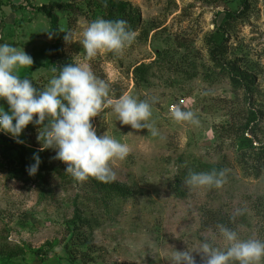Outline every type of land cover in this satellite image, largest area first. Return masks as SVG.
Here are the masks:
<instances>
[{
  "label": "rangeland",
  "instance_id": "374dc122",
  "mask_svg": "<svg viewBox=\"0 0 264 264\" xmlns=\"http://www.w3.org/2000/svg\"><path fill=\"white\" fill-rule=\"evenodd\" d=\"M22 1L17 24L4 36L5 42L24 49L34 60L33 66L20 70L22 78L44 89L62 66L88 63L98 78L109 83L111 98L127 93L155 101L150 122L159 135L122 125L110 108L95 117L98 135L107 132L130 147L127 158L113 165L115 181L126 191L111 198L106 208L85 204L82 208L90 224L79 229L70 222L75 198L84 195L83 185L43 170L38 127L29 124L20 137L29 148L28 167L35 162L34 154L42 161L34 176L21 168L16 153L9 152L8 139L16 140L0 132V264H169L176 250L187 248L202 264L195 252L202 237L224 244L218 224L207 223L217 217L229 219L221 225L237 231L241 239L263 241L264 213L258 214L252 205L264 197V170L257 177L238 166L236 135L228 129L244 125L251 109L264 111V0H247L245 18L224 34L227 54L222 60L238 62L244 73L255 78L257 92L252 97L245 88H234L228 74L209 59L208 39L225 18L224 4L125 0L141 12L142 26L122 54L103 53L89 61L78 42L64 39L55 65L48 66L55 40L49 39L50 20L38 7L65 4L57 11L61 33L65 37L66 31H72L77 39L102 14L90 7L89 0ZM242 4L243 0H233L231 10L242 11ZM172 104L192 111L199 123L175 121ZM0 107L7 111L9 106L0 100ZM259 124L262 130L254 137L255 145L264 144V118ZM34 142L37 146L30 145ZM204 163L225 165L222 187L185 184L180 197L174 188L177 176L185 181L190 170ZM50 164L67 167L62 161ZM43 185L49 192L45 195L39 188Z\"/></svg>",
  "mask_w": 264,
  "mask_h": 264
},
{
  "label": "clouds",
  "instance_id": "9594fccd",
  "mask_svg": "<svg viewBox=\"0 0 264 264\" xmlns=\"http://www.w3.org/2000/svg\"><path fill=\"white\" fill-rule=\"evenodd\" d=\"M49 39L54 31H47ZM65 42H78L86 59L91 61L103 53L122 54L137 39L126 20H109L102 17L89 22L80 38L66 31ZM33 58L17 46L0 43V100H5L8 110L0 107V132L9 134L17 143L29 124L38 127L37 141L40 151L54 149V159L64 162L66 174L83 182L94 177L101 182L116 179L113 165L123 161L130 147L107 132L98 135L92 119L104 109H111L122 125L132 129H147L153 136L159 132L150 122L155 102L140 100L130 94L113 99L110 85L98 78L88 63L73 62L62 66L58 76H53L44 89L33 86L32 80L22 78L20 70L33 66ZM55 72L56 69H53ZM171 117L177 122L198 124L192 111L176 107ZM34 163L27 171L36 175L42 163L34 154ZM224 172H190L185 183L191 187H222ZM223 247L214 237L204 236L196 253L202 264H261L264 260V241L241 239L237 231L217 225ZM189 248L176 250L169 264H197Z\"/></svg>",
  "mask_w": 264,
  "mask_h": 264
},
{
  "label": "trees",
  "instance_id": "16d2710c",
  "mask_svg": "<svg viewBox=\"0 0 264 264\" xmlns=\"http://www.w3.org/2000/svg\"><path fill=\"white\" fill-rule=\"evenodd\" d=\"M207 2H212L213 4H224L226 7V15L221 25L217 31L211 35L208 39L209 44V59L213 65L221 70V72L228 74L230 77L234 88H245L246 94L248 97H252L256 94L257 89L255 87V78L244 73L241 70L238 62H227L224 63L222 60L223 57L227 54V47L225 45L224 34L232 31L238 20L240 18H245V14L249 11L250 5L247 0H243L242 8L243 10L240 12L231 10V2L233 0H206ZM2 1H0V5H2ZM90 7L93 6L102 14V18L109 20H118L123 19L126 20L130 29L138 32L142 26V14L134 7L129 1L125 0H89ZM67 6L62 3L52 2L50 4H45L38 7V10L44 13L50 20L51 29L50 31H54L53 39L55 40L54 44L50 48V53L48 56V61L46 65H53V60L56 58L58 54H60V49L62 47V43L64 41V36L61 33L59 27V16L57 11L60 9H65ZM12 8H17L15 5H12ZM223 36V37H222ZM222 37V40L220 39ZM55 65V64H54ZM53 65V66H54ZM261 118H264V111H256L251 109L248 112L247 121L244 125L239 126L238 128L228 129L232 130L236 135L235 137V149H236V157L238 166L247 174H251L254 176H260L264 170V144L255 145L254 137L257 135L258 131L262 130L259 121ZM95 117L92 119L93 126L95 125ZM234 125H229V128H233ZM97 129V128H96ZM100 129H97V133H100ZM3 136V135H0ZM9 141V152L16 153L18 161L20 162L21 168L23 170L28 169V164L26 161L27 156L29 155V148L27 145L22 143H17L12 139H8ZM40 144V143H39ZM33 146H37V143L30 144ZM44 167L43 170H47L48 172L55 171L58 173L60 177H63V180H71L73 182L79 183L83 185V196H78L74 200V210L75 215L70 222L71 225L76 228H82L83 226L90 224V220L84 216L83 206H89L90 204H95L97 207L101 205L103 207H107L110 199L114 196H121L125 194V187L117 182H101L94 177H90L86 181L78 182L75 181L69 174H66V168L56 167V165H51V162H59L60 160L54 159L56 152L54 149H47L42 151ZM52 157V160H51ZM16 158L13 160L9 159L10 163L15 162ZM49 164V165H48ZM225 165L223 163L220 164H209L204 163L200 164L199 167L190 170V172H212L216 171L224 172ZM188 173V175H189ZM186 176V175H184ZM47 184L49 181L46 179ZM185 181L182 178L177 176L175 181V190L180 197H183L184 191L183 187L185 186ZM41 193L43 195L49 193L46 190V187L40 186ZM252 208L258 212V214H263L264 210V197L258 199V202L253 203ZM213 222V219H208V224L210 227H213L214 224H227L229 219H217ZM264 241V236H263Z\"/></svg>",
  "mask_w": 264,
  "mask_h": 264
},
{
  "label": "crops",
  "instance_id": "0c3cea01",
  "mask_svg": "<svg viewBox=\"0 0 264 264\" xmlns=\"http://www.w3.org/2000/svg\"><path fill=\"white\" fill-rule=\"evenodd\" d=\"M3 3L0 5V43H5V32L9 27H15L18 22L16 17L17 8L23 7L25 5L24 1L18 0H1ZM12 5H15L17 8H12ZM21 7V8H22ZM11 29V30H13Z\"/></svg>",
  "mask_w": 264,
  "mask_h": 264
},
{
  "label": "built area",
  "instance_id": "2783aa9c",
  "mask_svg": "<svg viewBox=\"0 0 264 264\" xmlns=\"http://www.w3.org/2000/svg\"><path fill=\"white\" fill-rule=\"evenodd\" d=\"M180 102H181L182 105L184 104V101H183V100H181ZM179 105H180V104H172V105L170 106V112H171L172 110H174L176 107H179Z\"/></svg>",
  "mask_w": 264,
  "mask_h": 264
},
{
  "label": "water",
  "instance_id": "95a60500",
  "mask_svg": "<svg viewBox=\"0 0 264 264\" xmlns=\"http://www.w3.org/2000/svg\"><path fill=\"white\" fill-rule=\"evenodd\" d=\"M1 1V0H0Z\"/></svg>",
  "mask_w": 264,
  "mask_h": 264
}]
</instances>
